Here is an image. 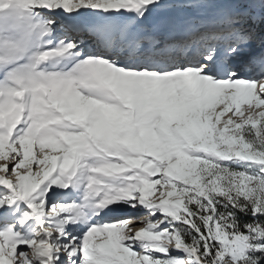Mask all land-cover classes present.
Segmentation results:
<instances>
[{"label": "snow or ice", "instance_id": "obj_1", "mask_svg": "<svg viewBox=\"0 0 264 264\" xmlns=\"http://www.w3.org/2000/svg\"><path fill=\"white\" fill-rule=\"evenodd\" d=\"M0 264H264V0H0Z\"/></svg>", "mask_w": 264, "mask_h": 264}]
</instances>
